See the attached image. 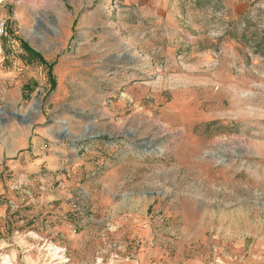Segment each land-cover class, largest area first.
<instances>
[{
  "label": "rangeland",
  "instance_id": "1",
  "mask_svg": "<svg viewBox=\"0 0 264 264\" xmlns=\"http://www.w3.org/2000/svg\"><path fill=\"white\" fill-rule=\"evenodd\" d=\"M1 20L29 91L0 99V264H264V0Z\"/></svg>",
  "mask_w": 264,
  "mask_h": 264
},
{
  "label": "crops",
  "instance_id": "2",
  "mask_svg": "<svg viewBox=\"0 0 264 264\" xmlns=\"http://www.w3.org/2000/svg\"><path fill=\"white\" fill-rule=\"evenodd\" d=\"M15 19V16H14ZM14 85V90L9 89V85ZM28 83L19 84V71H18V55H17V40H14L11 42H4L3 44L0 43V99L1 101L3 98H14L19 97L23 99V93L21 92V88H24ZM21 86V87H20ZM46 157V155H44ZM35 159V158H33ZM32 159V160H33ZM31 160V161H32ZM43 162V159H35V163L37 164H30L26 163L27 166L25 167L24 164V155L23 160L14 162L12 166V169L15 171V173H20L25 178V168H32L31 172L34 170V168L39 166L38 162ZM51 164V162H49ZM44 164V163H43ZM49 164V165H50ZM51 166V165H50ZM27 169V170H28ZM55 169H58L55 167ZM17 208V207H16Z\"/></svg>",
  "mask_w": 264,
  "mask_h": 264
},
{
  "label": "built area",
  "instance_id": "3",
  "mask_svg": "<svg viewBox=\"0 0 264 264\" xmlns=\"http://www.w3.org/2000/svg\"><path fill=\"white\" fill-rule=\"evenodd\" d=\"M7 25L6 22L1 20L0 21V39L6 33ZM46 149V148H45Z\"/></svg>",
  "mask_w": 264,
  "mask_h": 264
},
{
  "label": "trees",
  "instance_id": "4",
  "mask_svg": "<svg viewBox=\"0 0 264 264\" xmlns=\"http://www.w3.org/2000/svg\"><path fill=\"white\" fill-rule=\"evenodd\" d=\"M22 48L25 49V51H30V50L27 48V46H26L25 44H22ZM30 52H32V51H30ZM42 61H43V60H42ZM43 62H44V61H43ZM28 89H29L28 87H26V88L24 89V96H23L24 99H27V98H28V97H27L28 95H26V92L29 91Z\"/></svg>",
  "mask_w": 264,
  "mask_h": 264
},
{
  "label": "bare ground",
  "instance_id": "5",
  "mask_svg": "<svg viewBox=\"0 0 264 264\" xmlns=\"http://www.w3.org/2000/svg\"><path fill=\"white\" fill-rule=\"evenodd\" d=\"M56 254H58V253L56 252Z\"/></svg>",
  "mask_w": 264,
  "mask_h": 264
}]
</instances>
